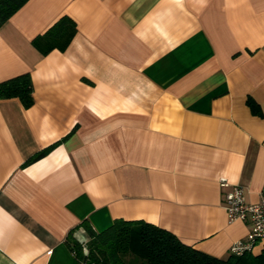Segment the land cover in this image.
Here are the masks:
<instances>
[{
	"label": "crops",
	"instance_id": "0c3cea01",
	"mask_svg": "<svg viewBox=\"0 0 264 264\" xmlns=\"http://www.w3.org/2000/svg\"><path fill=\"white\" fill-rule=\"evenodd\" d=\"M63 16L76 32L42 54ZM26 72L32 104L0 98V264H80L83 220L220 258L246 237L223 200L264 185V0H26L0 25V81Z\"/></svg>",
	"mask_w": 264,
	"mask_h": 264
},
{
	"label": "trees",
	"instance_id": "16d2710c",
	"mask_svg": "<svg viewBox=\"0 0 264 264\" xmlns=\"http://www.w3.org/2000/svg\"><path fill=\"white\" fill-rule=\"evenodd\" d=\"M26 0H0V25ZM76 32L68 16L57 20L31 43L42 54L53 48L63 50ZM29 73H21L0 81V98L18 97L25 107L33 102ZM36 153L33 158L43 154ZM80 226L88 239H78L70 231L66 243L80 264H264V248L226 258L215 257L182 242L171 231L142 220L115 219L111 225L96 231L83 220Z\"/></svg>",
	"mask_w": 264,
	"mask_h": 264
},
{
	"label": "built area",
	"instance_id": "2783aa9c",
	"mask_svg": "<svg viewBox=\"0 0 264 264\" xmlns=\"http://www.w3.org/2000/svg\"><path fill=\"white\" fill-rule=\"evenodd\" d=\"M226 185V181H222ZM223 206L228 222L235 220L249 221L250 230L244 239L235 240L229 247L231 254L241 255L252 251L256 244L264 241V185L260 191L259 200L248 202L245 189L241 185H233L224 193Z\"/></svg>",
	"mask_w": 264,
	"mask_h": 264
}]
</instances>
